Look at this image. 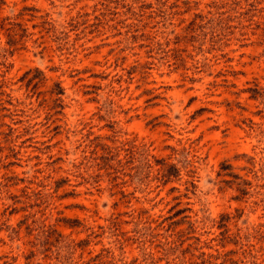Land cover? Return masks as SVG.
<instances>
[{
  "label": "rangeland",
  "instance_id": "1",
  "mask_svg": "<svg viewBox=\"0 0 264 264\" xmlns=\"http://www.w3.org/2000/svg\"><path fill=\"white\" fill-rule=\"evenodd\" d=\"M0 264H264V0H0Z\"/></svg>",
  "mask_w": 264,
  "mask_h": 264
}]
</instances>
